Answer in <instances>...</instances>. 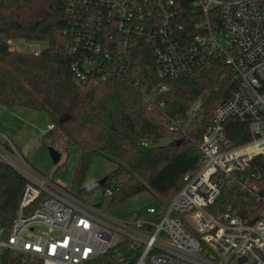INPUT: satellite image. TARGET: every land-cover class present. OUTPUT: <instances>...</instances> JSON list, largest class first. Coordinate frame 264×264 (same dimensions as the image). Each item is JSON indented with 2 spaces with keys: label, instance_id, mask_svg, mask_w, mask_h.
<instances>
[{
  "label": "built area",
  "instance_id": "built-area-1",
  "mask_svg": "<svg viewBox=\"0 0 264 264\" xmlns=\"http://www.w3.org/2000/svg\"><path fill=\"white\" fill-rule=\"evenodd\" d=\"M59 1L78 20L67 47L80 83L99 84L126 74L144 40L152 46L161 77L189 76L220 56L239 86L210 118L199 143L200 166L184 176L167 205H150L134 220L114 218L43 176L0 131V161L27 179L0 253L10 249L45 264H93L122 243L124 264H264V217L253 221L251 210L245 216L233 205L217 213L210 209L226 184L264 203L258 183L264 173L249 172L254 157L264 155V0H196V33L178 20L177 0ZM160 87L166 91L169 86ZM156 92L145 100L164 112L166 101ZM198 109L194 104L187 118L168 117L170 129L187 135ZM232 118L248 121L250 140L236 144L228 135ZM54 128L49 122L41 131Z\"/></svg>",
  "mask_w": 264,
  "mask_h": 264
},
{
  "label": "trees",
  "instance_id": "trees-1",
  "mask_svg": "<svg viewBox=\"0 0 264 264\" xmlns=\"http://www.w3.org/2000/svg\"><path fill=\"white\" fill-rule=\"evenodd\" d=\"M177 1L178 20L196 33L194 24L200 19L196 0ZM77 21L59 0H0V105L46 111L55 128L45 138L61 152L70 153L75 144L82 148L70 187L76 196L83 199L92 191L84 180L93 159L102 155L116 163L102 185L110 204L149 191L160 207L167 205L183 185L184 176L200 166L199 143L210 118L238 88L239 80L220 56L211 57L189 76L161 77L152 46L142 40L126 74L99 84L80 83L67 47ZM15 39L45 41L47 46L35 55L13 49ZM162 84L168 90H161ZM155 89L166 101L164 112L145 100ZM198 100L201 103L188 134L171 130L168 117L187 118ZM227 133L236 144L251 139L248 121L230 119ZM147 140L150 144L145 146ZM251 171L264 173V155L254 157ZM26 181L14 166L0 161V240L9 236ZM258 183L264 193V174ZM229 205L242 208L245 216L251 210L253 221L264 217V203L235 184H226L210 209L217 213ZM123 249L121 243L93 264H124ZM0 264L45 263L36 256L3 249Z\"/></svg>",
  "mask_w": 264,
  "mask_h": 264
},
{
  "label": "rangeland",
  "instance_id": "rangeland-1",
  "mask_svg": "<svg viewBox=\"0 0 264 264\" xmlns=\"http://www.w3.org/2000/svg\"><path fill=\"white\" fill-rule=\"evenodd\" d=\"M11 46L22 52H29L36 48L42 50L47 43L15 39L11 41ZM200 103L201 100H198L195 105L198 106ZM49 122L50 118L46 111L0 105L1 134L15 145L22 157L40 174L70 188L75 180L82 148L77 144L73 145L70 153L62 152L60 161L55 163L48 149L52 142L46 139L41 131ZM115 168L116 163L102 155L93 159L84 180V184L92 188V191L83 198L86 202L100 206L107 214L120 220H134L138 214H145L152 204L160 208L155 196L149 191L136 194L121 203L110 204V195L99 181ZM41 230L42 228L38 227V231Z\"/></svg>",
  "mask_w": 264,
  "mask_h": 264
},
{
  "label": "water",
  "instance_id": "water-1",
  "mask_svg": "<svg viewBox=\"0 0 264 264\" xmlns=\"http://www.w3.org/2000/svg\"><path fill=\"white\" fill-rule=\"evenodd\" d=\"M48 149H49L50 155L52 156L53 161L55 163H58L60 161V159H61L62 152L59 149H57L55 146H53V145H50L48 147ZM105 181H106V177L101 179L99 181V184L103 185L105 183Z\"/></svg>",
  "mask_w": 264,
  "mask_h": 264
}]
</instances>
